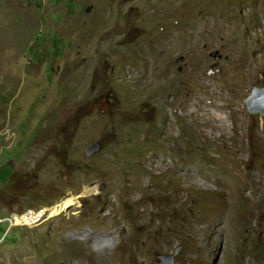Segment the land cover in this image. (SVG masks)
<instances>
[{"label":"rangeland","instance_id":"obj_1","mask_svg":"<svg viewBox=\"0 0 264 264\" xmlns=\"http://www.w3.org/2000/svg\"><path fill=\"white\" fill-rule=\"evenodd\" d=\"M239 39L244 46H234ZM235 63L251 76L240 74L243 87L227 89L224 73ZM204 85L237 95L238 114L227 101L210 108L207 135L230 134L222 150L196 139L179 115ZM256 87H264V0H0V264H77L101 255L86 237L108 233L100 211L116 192L128 199L138 183V200L121 208L131 251L152 236L137 223L149 204L166 217L170 239L169 248L150 250L154 264L248 257L264 264V196L256 203L219 183L233 160L245 178H264V115L247 104ZM171 118L189 138L185 152L165 156L172 166L165 176H139L146 154L166 144ZM223 119L227 130L212 127ZM181 167L189 177L179 176ZM88 186L97 191L81 197L78 210L48 213L34 228L16 224L15 216ZM230 195L245 222L234 235H213L211 217L228 208ZM194 242L206 249L189 257ZM115 253L122 249L108 250Z\"/></svg>","mask_w":264,"mask_h":264},{"label":"bare ground","instance_id":"obj_2","mask_svg":"<svg viewBox=\"0 0 264 264\" xmlns=\"http://www.w3.org/2000/svg\"><path fill=\"white\" fill-rule=\"evenodd\" d=\"M244 45L245 43L242 39H239L234 44V46L236 47H241ZM240 74H244L246 79L250 78L251 76L250 69L246 66L241 67L238 65V63H235L232 68H226L224 79L226 81L227 89L233 87H243L244 81L242 80ZM217 92L221 93L220 91ZM217 92L216 89L210 85H204L203 88L197 87L196 89H194V93L191 95L190 101L187 102L185 109H183V112L179 113V115L183 117V120L185 122L189 123L188 131L193 132L196 139L206 142H209L210 140L213 142L215 141L213 147L215 149L221 148L222 150V148H226L225 143L227 140H229L230 134L226 132L225 135L221 137L214 134H212L213 136H210L209 134L207 135L205 130L207 129V127H209V124H211L210 120L214 118L212 116L210 108L213 107L217 110L223 109V101H227L229 104H232V106H230L233 113L238 114L240 109L234 105V102H236L234 98L237 97L236 94L234 95L231 92L229 94H218ZM240 92L241 96L243 94V91L240 90ZM191 101L193 103H190ZM193 115L194 118L191 119V116ZM212 127H214V129H228L227 122L224 119L219 124L215 122L214 126ZM180 128H182V125H180ZM178 130L179 125L177 119H169L165 129L167 137L166 144H163L159 151L148 155L146 154L143 159L144 167H142L139 176L152 175L153 173L159 171L160 174L165 176V173L168 170L172 169V166L165 161V156L168 154L172 155L185 152L184 148L188 144L187 141L189 140V138H184L182 136V131L179 133ZM144 137L146 140L152 138L149 135L148 128H146ZM158 152L160 153L158 154ZM229 152V150L224 151L222 156L228 154ZM192 162L193 160L189 161V164L191 165ZM232 162L234 168H238L239 161L233 160ZM234 168H227L225 176H222V180H220L219 183H221L223 187L229 188L231 192H235L237 188L243 189L235 196L248 198L257 203L259 197L264 196V178L252 177L248 179L245 178L241 172L235 170ZM178 172L179 176L183 178H187L191 174L188 173L187 170H184L183 167L178 168ZM141 187L142 186L139 183L133 185L131 187L128 199H123L122 195L119 192H116L115 199H113L112 203H110V209L107 211H100V218L104 220V222H106L104 223V229H106L108 233L97 235L90 234L86 237V240L88 241V243H91V245L101 255H98L94 258L93 256L86 257L82 261L80 260L77 264H101V261H105L106 264H154L150 259L152 253V251L150 250L153 247L158 248L160 246L169 248V245L166 244V241H170V239L164 233H162L164 225L167 224V219L162 212L155 210L152 205L147 204L146 209L139 216L137 223L138 225L146 228L147 232L151 233L152 236L148 240H145L142 244H137L133 251L130 250V235L129 232H126L128 228H126V224L123 222L124 215L121 211V208L123 203L128 202L131 204L132 202L138 200L136 194H138ZM96 191V187L92 188L88 186L81 195L71 196L66 200L56 203L52 207L44 208L39 211L29 210L21 215H17L14 218L15 222L19 226L29 225L32 228L37 227L41 222L44 221L48 213H50V217H54L70 210H78L81 205L80 198L94 194ZM229 198L231 199V201L228 205V208L223 210L221 213H215V215L211 217L212 223L215 224L213 235L214 233H220L222 231H225L226 229L227 231H231V234L234 235L233 231L238 227V225H241L245 222H238L237 212L239 211L240 206L238 207L234 203V196L230 195ZM176 199V197L173 198L174 201H176ZM157 217H160L162 220L158 221ZM259 224L260 227L264 226V222H260ZM109 228L114 229L116 232H120L121 234L117 236L116 232H112L111 230H109ZM206 229L207 225H205V227L202 226L201 230L202 232H204ZM109 237H112V240ZM119 248L122 249V253L108 255V250H115ZM205 249L206 247H200L198 246L197 242H194L193 246L190 248V253L188 256L194 257L195 253H203L205 252ZM217 264L225 263L218 262ZM239 264H252V259L248 257L245 261L241 260Z\"/></svg>","mask_w":264,"mask_h":264},{"label":"water","instance_id":"obj_3","mask_svg":"<svg viewBox=\"0 0 264 264\" xmlns=\"http://www.w3.org/2000/svg\"><path fill=\"white\" fill-rule=\"evenodd\" d=\"M182 60H183V58H182ZM247 104H248V108L252 114L264 115V87L263 88L262 87H256L253 90L252 94L248 97ZM88 150H89L88 152L93 153V152L100 150V146L98 144L93 145V146H89ZM169 258L171 260H173L172 257H169ZM170 264H174V263L171 262Z\"/></svg>","mask_w":264,"mask_h":264}]
</instances>
